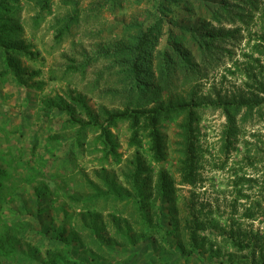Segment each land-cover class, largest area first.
<instances>
[{"label": "trees", "instance_id": "16d2710c", "mask_svg": "<svg viewBox=\"0 0 264 264\" xmlns=\"http://www.w3.org/2000/svg\"><path fill=\"white\" fill-rule=\"evenodd\" d=\"M46 1H36L40 9L30 19L33 28L30 36L35 34L44 18ZM176 1L158 0L160 14L154 22L145 29L138 28L130 46L118 48L115 52L112 63L126 73L121 74L123 79L120 82L121 87H127L125 110H107L100 106L94 112L92 104L79 93L47 98L49 106L54 107L53 111L59 116L65 115L53 133H72L69 138L71 146L78 153H84V145L92 149L88 156L93 155L92 162L97 166V182L87 180L88 188H83L85 182L80 183L78 190L65 192L63 200L57 196L52 202L57 213L67 215L70 208L79 210L80 217L92 220L86 227V239L89 240L81 238V229L67 234L63 227L58 233L25 227L9 234L13 226L7 224L0 228V258L29 264L30 256L25 250H19L18 245H24L28 241L26 232H31V236L42 245L54 248L62 256L60 262L69 260V264H83L77 249L83 250L91 241L99 247L100 242L109 241L113 246L129 248L143 240L157 245L172 242L185 262H189L196 253L209 252L211 258L218 259L223 254L217 248L213 249L207 238L210 232L217 239L221 236L222 240H229L237 252L245 253L243 258L235 261L233 257L225 256L227 260H222V264H264V241L252 234H240L239 229L244 222H256L264 229V0H243L244 6L234 12L247 32V52L241 54L240 61L235 60L232 67L226 68L232 78L239 77V88L242 87L230 93H222L221 89L217 91L215 84L207 86L199 75L202 65L209 67L208 62L213 60H209L214 38L212 33L200 35L198 32L188 35V38L183 34L177 36H183L192 46L190 49L183 47L169 29L165 45L162 50L157 49L163 35V21L170 15L171 8L177 6ZM16 2L0 0V81L22 86L39 71L29 70L25 74L21 60L34 63L38 60L39 51L33 50L25 41L23 23L27 21L22 23ZM227 6L225 2L219 8L226 14L232 13ZM209 12L211 19L219 21L215 18V9ZM250 24L257 30L250 32ZM55 33L54 37L61 40L64 33ZM233 35L228 32L225 38ZM92 61L87 59L83 62L84 71ZM76 67L79 72L83 69L80 64ZM180 71L181 77L173 79L172 75H178ZM225 77L223 75L222 79ZM206 110L218 112L223 117L222 124L217 132H212L211 137L214 138L208 144L202 141L206 137L204 130H210L211 126L202 130L200 125ZM171 119L178 123L173 141L168 144L161 133V124ZM139 123L143 126L139 127ZM119 124L128 125V147H141V141L145 140L152 161L158 164L172 156L178 173L176 185L190 189L189 196L184 199H190V204L184 202L180 207L172 198L174 178L160 176L150 187L151 184L140 182L142 174L139 169H127L122 176L126 189L107 173L108 167L122 162L118 137L113 132ZM88 132L92 135L89 142L86 141ZM55 139L48 137V140ZM238 152H241L240 157L236 156ZM139 153L136 150L129 162H138ZM204 163L214 171L227 173L231 186L228 192L230 200L204 196L207 193L205 178L201 174ZM55 181L58 185V179ZM13 183L14 174L0 167V189ZM41 191L34 187L38 203L42 202ZM43 192H49L48 188ZM151 194L154 195L153 202L150 201ZM156 202L162 205L155 206ZM107 211L117 215L112 217L113 224L109 228L97 224V214ZM216 227L220 229L218 233ZM100 232H107L108 236L101 240L98 238ZM42 245L40 247L43 248Z\"/></svg>", "mask_w": 264, "mask_h": 264}, {"label": "rangeland", "instance_id": "374dc122", "mask_svg": "<svg viewBox=\"0 0 264 264\" xmlns=\"http://www.w3.org/2000/svg\"><path fill=\"white\" fill-rule=\"evenodd\" d=\"M36 1L38 0H17L16 7L20 8L22 23L27 21L23 23L25 41L34 48L33 50L39 51L36 62L22 59L21 66L26 71L25 74L29 70H38L39 73L22 86L10 81H0V167L14 174L13 185L8 184L7 188L0 189V228L12 224L13 229L9 234L25 227L38 231L50 229V232L56 233L63 227L67 234L68 231L78 232L81 229V238L86 239V227L92 220L85 216L80 217L79 210L70 208L67 215L57 213L53 210L52 202L57 196L62 197L65 192L67 194L78 190L80 183L85 182L83 188H88L87 180L97 182V166L92 162L93 155L88 156L92 149L87 145L83 147V154L71 146L69 138L72 133H59L60 136L53 133L57 128L56 124L61 122L65 115L59 116L53 111L54 107L49 106L47 98L54 99L56 95L71 96L79 93L92 104L94 112H97L100 106L107 110H125L127 87H121L120 82L123 79L121 74L126 73L112 62L118 48L130 46L139 31L138 28L145 29L160 14L157 10L158 0H47L44 18L35 34L30 36V31H33L30 19L40 9V4L38 6ZM176 2L177 6L171 8L170 15L163 21V35L157 49L162 50L169 29L183 47L190 49L192 46L187 44L186 39L177 36L183 34L188 38V35H196L198 32L200 35L212 33L214 38L209 60H213L208 62L211 65L209 67L202 65L199 70L200 78L207 86L215 84L217 91L221 89L222 93L241 89L239 77L232 78L227 74L226 68L232 67L235 60L240 61L241 54L247 52V32L235 17V13L244 6L243 0ZM225 2L232 13L226 14L220 10V5ZM213 9L217 14L215 18L219 21L211 19L209 11ZM248 27L250 32L257 30L253 24ZM56 31L64 33L61 40L54 37ZM228 32L234 34L232 38H225ZM87 59L93 61L84 71L83 62ZM79 64L83 67L80 72L76 71ZM177 74L172 75V78H180L182 71ZM223 75L226 76L225 79H222ZM175 83L178 84V81ZM222 122L223 117L218 112L205 111L200 125L202 130L207 126L211 128L204 130L206 137L202 143L212 142L214 137H211V134L218 131ZM177 123L178 121L171 119L161 124V133L168 144L173 141ZM139 124V127L143 126V123ZM127 131L126 124H119L117 130L113 131L118 137V152L122 154V162L118 166L108 167L107 173L113 175L117 183L122 184L124 188L127 185L122 176L127 169H139L142 174L140 182L151 184L150 187L160 176L174 178L172 198L180 207L185 203L190 204V199L184 201L189 196L190 189L176 185L178 173L176 161L172 156L164 163L153 162L145 140L141 141V147L127 146ZM48 137L56 139L52 141L48 140ZM91 138L92 135L88 132L86 141L89 142ZM140 139L143 140V136H140ZM136 150L140 152L139 161L130 163L129 160L134 158ZM236 156L240 157L241 152ZM203 166L201 174L205 178L204 187L207 188L204 196L225 197L230 200L228 192L231 186L227 173L214 171L205 163ZM44 186L49 190L46 194L43 192L46 190ZM34 187L42 190L41 203H38ZM215 194L221 197H216ZM60 199L63 200V197ZM150 201H154L152 194ZM161 205L159 202L155 204ZM97 215V224H102L105 228L111 227L113 216L117 217L113 211ZM156 219L157 217L154 221ZM216 228L218 233L220 229ZM239 229L240 234H252L264 241V229L256 222H244ZM100 233L98 238L101 240L102 237L108 236L107 232ZM26 234L28 241L18 246L19 250H25L26 255L30 256L29 264H69V260L60 262L62 256L56 253L54 248L42 245L31 236V232ZM219 237H213L210 232L207 235L213 249L217 248L220 254H223L219 257L221 259L211 258L207 252L196 253L189 262H185L174 243L157 245L148 240L144 241L143 238L134 248L116 247L109 241H103V244L100 242L99 247L91 241L83 250L79 248L80 251H77L80 252L83 264H219L222 260L226 262L225 256L233 257L234 261L244 257L245 253L237 252L230 246L229 240ZM50 250L51 252H48ZM0 264H20V261H6L0 258Z\"/></svg>", "mask_w": 264, "mask_h": 264}]
</instances>
